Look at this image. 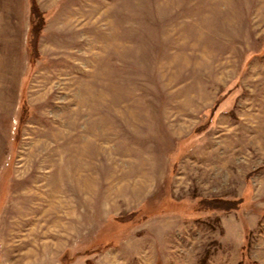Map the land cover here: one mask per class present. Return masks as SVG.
I'll use <instances>...</instances> for the list:
<instances>
[{"label": "rangeland", "instance_id": "rangeland-1", "mask_svg": "<svg viewBox=\"0 0 264 264\" xmlns=\"http://www.w3.org/2000/svg\"><path fill=\"white\" fill-rule=\"evenodd\" d=\"M35 2L36 51L0 0V264H264V0Z\"/></svg>", "mask_w": 264, "mask_h": 264}, {"label": "trees", "instance_id": "trees-1", "mask_svg": "<svg viewBox=\"0 0 264 264\" xmlns=\"http://www.w3.org/2000/svg\"><path fill=\"white\" fill-rule=\"evenodd\" d=\"M31 6H32V10H31V16H32V22H31V41H30V45L34 48V50L36 51L37 49V37L39 36V34L41 33V29L43 27L44 22L42 21V16L41 13L38 9V6L35 2V0H31ZM205 206H209L212 209H222V210H226V211H231L234 210L236 207H238V204L236 203H230V202H222L220 200H213L210 203H205ZM252 264H257V263H252Z\"/></svg>", "mask_w": 264, "mask_h": 264}]
</instances>
